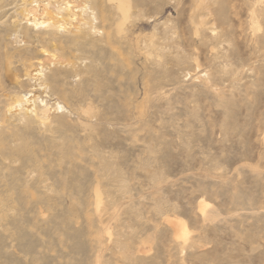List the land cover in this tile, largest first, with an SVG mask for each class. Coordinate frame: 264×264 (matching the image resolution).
<instances>
[{
  "label": "rangeland",
  "instance_id": "1",
  "mask_svg": "<svg viewBox=\"0 0 264 264\" xmlns=\"http://www.w3.org/2000/svg\"><path fill=\"white\" fill-rule=\"evenodd\" d=\"M64 1L0 0V264H264V0Z\"/></svg>",
  "mask_w": 264,
  "mask_h": 264
},
{
  "label": "bare ground",
  "instance_id": "2",
  "mask_svg": "<svg viewBox=\"0 0 264 264\" xmlns=\"http://www.w3.org/2000/svg\"><path fill=\"white\" fill-rule=\"evenodd\" d=\"M73 1V3H75L74 2V0H72ZM72 2H70L69 0H65L64 1V5H65V7L64 8H58V9H56L55 11H53V10H49L47 7H43L42 8V10H43V14H47V16H50V17H61V13L63 12V9H65L66 10V16L68 17V18H70L72 21L74 20H76V19H79V8H80V6L79 7H77V6H75L74 4H73ZM121 6L120 7H123V8H127V5H128V1H126V0H121L120 1V3H119ZM76 5H77V1H76ZM81 9H82V7H81ZM129 9V8H128ZM78 10V11H77ZM123 11V10H122ZM78 12V13H77ZM82 12H83V10H82ZM36 13H38V12H36ZM42 14V15H43ZM36 15V14H35ZM37 17V16H36ZM35 17V18H36ZM33 19V22L34 23H38V22H36V19ZM81 18V17H80ZM80 21V22H79ZM78 22H77V24H78V26H77V28L76 29H79L80 27L79 26H83V21L81 22V20H79ZM76 23V22H75ZM40 24H41V22H40ZM48 24V23H47ZM53 24V23H52ZM58 25V24H57ZM58 27V26H57ZM61 27V26H60ZM59 27V28H60ZM76 27V26H75ZM81 30L78 32V33H76L77 35H75L76 36V38H80V36L82 35V34H86V32L85 31H82V28H80ZM33 71H35V75H40V73H41V70H39V69H34ZM28 101V100H27ZM27 101H24L23 100V97H21V98H18L17 99V106H21L22 108H25V110L26 111H32V108H30L29 106H27L24 102H27ZM24 104H25V106H24ZM61 106H59V108H60ZM62 108V107H61Z\"/></svg>",
  "mask_w": 264,
  "mask_h": 264
}]
</instances>
